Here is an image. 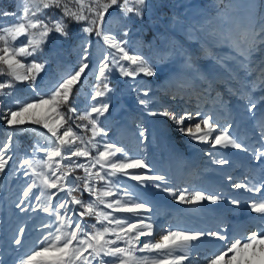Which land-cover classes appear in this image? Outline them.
Listing matches in <instances>:
<instances>
[{"label": "snow or ice", "instance_id": "6c2138e0", "mask_svg": "<svg viewBox=\"0 0 264 264\" xmlns=\"http://www.w3.org/2000/svg\"><path fill=\"white\" fill-rule=\"evenodd\" d=\"M147 6L148 0H20L19 15L0 10V77H5L0 80V121L12 129L0 142V176L5 175L13 160L9 152L14 135L30 131L35 137L31 157L19 164L25 169L24 175L29 177V182L16 207L27 212L29 208L24 205H30L35 199L36 206L32 210L52 218L43 225L47 234H42L37 245L19 260V264H192L194 242L207 238L223 244L205 255L203 264H264V197L248 205L252 213L260 215L262 225L243 235L187 229L157 233L152 223L141 218L143 213L152 211L147 201L122 182V178L127 177L138 185L152 184L187 205L206 201L216 204L223 199L218 193L187 188L176 191L168 187V177L155 174L144 158L129 156L124 147L105 139L108 133L101 126L100 117L112 107L109 98L114 92L109 86L111 72L116 69L120 75L132 78L140 74L153 77L157 72L142 54L129 48L127 39H118L112 34L110 25L105 27V17L110 9H116L124 19L130 14L143 18ZM246 8L248 24L241 36L237 39L224 37L221 42L234 50L238 63L245 70L244 84L234 94L243 102L248 119L254 121L251 136L254 142L245 144L230 133L233 124L221 125L211 114L200 111L177 114L164 110L150 114L168 117L179 126L181 133L210 144L212 148L250 152V160L264 171V60L252 67L255 53H264V0H250ZM51 9H58L61 14L47 15V10ZM9 16L15 20L11 24L3 23L2 18ZM73 22L81 24L76 33L77 47L81 51L79 63L71 72L61 74L51 87L41 88L37 79L48 60L28 58L43 52L52 33L69 39L72 35L69 25ZM93 34L103 40L107 50L102 49L101 58L92 69L96 83L91 85L90 100L96 103L78 111L74 90L81 85L82 77L87 79ZM123 35L126 37L128 31ZM21 37L25 39L17 44ZM253 72L257 74L249 81L247 76ZM17 83L26 84L30 95H14ZM257 92L260 94L255 95ZM143 95L147 97L148 91L144 90ZM5 100L9 103L5 104ZM137 100L145 109L151 102L139 97ZM194 117L198 118L197 122L185 124ZM26 126H40L46 132ZM139 135L146 139L143 130ZM214 162L229 163L227 159ZM78 170L81 175H76ZM232 187L260 193L264 183L249 186L233 182ZM85 194L88 199L84 198ZM230 203L239 205L240 201L232 199ZM117 213L124 215L117 216ZM85 217L95 222L88 223ZM23 233L21 228L13 238L15 245H21ZM157 235L159 238L155 239Z\"/></svg>", "mask_w": 264, "mask_h": 264}, {"label": "rangeland", "instance_id": "374dc122", "mask_svg": "<svg viewBox=\"0 0 264 264\" xmlns=\"http://www.w3.org/2000/svg\"><path fill=\"white\" fill-rule=\"evenodd\" d=\"M249 3L250 0H148L143 18L130 14L128 19H124L116 9H110L105 17V27L110 25L112 34L118 39H127L129 48L142 54L157 69L153 77L143 74L135 78L124 77L116 69L111 72L109 86L114 92L109 94V98L112 107L100 117L101 126L108 133L105 139L124 147L129 156L144 158L152 165L155 174L168 177L167 186L176 191L185 188L189 191L204 190L223 197L216 204L206 201L187 205L152 184L142 186L127 177L122 178V182L132 187L151 207L152 211L143 213L141 218L153 224L154 232L168 229L220 230L232 236L257 230L262 225L260 215L252 213L248 205L264 197V190L250 193L232 187L233 182L248 183L249 186L264 183V171L250 160V152L212 148L210 144L200 143L181 133L179 126L168 117L150 114L164 110L177 114L200 111L211 114L221 125L233 124L230 133L245 144L254 142L251 139L254 121L248 119L243 102L234 94L244 84L245 70L238 63L234 50L226 42H221L224 37L237 39L241 36L248 24L246 5ZM19 4L20 0H0V10L19 15ZM53 12L61 14L58 9H51L47 10V15L51 16ZM14 20L13 16L2 18L5 24ZM80 27L81 24L71 23L69 31L72 35L67 40L52 33L43 52L28 58L48 60L44 72L37 79L41 88L51 87L61 74L71 72L78 65L81 51L77 47L76 33ZM125 30L128 31L126 37L123 35ZM23 39L21 37L17 44ZM91 40L87 79L82 77L81 85L74 90L78 111L96 103L90 100L91 85L96 83L92 69L101 58L102 49L107 50L99 37L93 34ZM253 59L252 67L255 68L264 60V53H255ZM256 74L253 72L247 79H254ZM3 79L5 77H0ZM144 90L148 91L147 97L143 95ZM13 91L14 95L21 97L30 95L28 86L23 83H17ZM137 97L151 101L147 109L138 103ZM7 103L9 101L5 100ZM197 119L194 117L185 124H194ZM26 127L46 132L40 126ZM141 130L146 139L140 137ZM11 132L12 129L0 121V142ZM34 141L30 131L14 135L9 152L13 160L9 162L5 175L0 176V264H19V260L37 245L42 234H47L43 225L52 220L48 214L32 210L36 206L35 199L30 205H24L29 208L27 212L16 207L29 182V177L24 175L25 169H21L19 164L24 158L31 157ZM209 152L214 155L209 156ZM216 159H227L229 163L219 165L214 162ZM81 174L79 170L76 173ZM60 195L64 196V193ZM84 198L88 199L87 194ZM232 199L239 200L240 204L232 205ZM84 220L95 222L90 217ZM21 228L24 229L22 243L15 245L13 238ZM194 243L192 264H203L205 255H210L223 244L214 238Z\"/></svg>", "mask_w": 264, "mask_h": 264}]
</instances>
